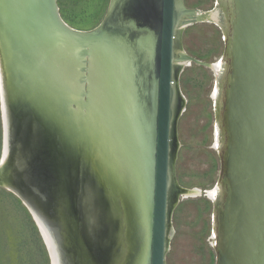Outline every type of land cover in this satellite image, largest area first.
<instances>
[{
    "label": "water",
    "instance_id": "95a60500",
    "mask_svg": "<svg viewBox=\"0 0 264 264\" xmlns=\"http://www.w3.org/2000/svg\"><path fill=\"white\" fill-rule=\"evenodd\" d=\"M236 2L234 14L224 0H216L214 7L207 10L218 12L221 25L213 19L204 20L220 26L224 36L225 32L228 34L220 58L225 65L216 80L226 99L225 111L221 101L217 109L225 151L222 150V168L215 185L221 182L224 186L223 196L219 191L214 201L219 219L216 264H264V0ZM198 10L188 7L184 0H110L97 26L80 29L65 21L58 0H0V100L4 124L0 186L22 198L40 231L37 217L47 227L56 242L61 264H91L94 258L74 233V225L79 226L80 221L69 214L71 207L64 213L68 214L65 222L80 257L71 262L66 256L63 246L67 243L60 238L53 219L54 213L64 218L60 210L56 211L57 198L50 206L41 205L38 191L30 185L24 161L18 155L24 143L17 145L14 135L33 128L34 123L16 119L14 107L29 104L39 112L56 143L69 152L76 183L82 178L90 183L89 188L82 186L76 198L87 208L86 216L91 222L95 214L98 216L96 207L100 209L97 198L105 203L102 210L115 223L113 232L117 239L111 264H167L171 199L177 185L173 145L179 114L175 103H180L181 92L176 66L177 71L183 67L176 63L184 60L186 64L196 62L213 69V63L189 54L180 43L181 31L200 21L195 17ZM186 14L193 18L179 24ZM177 48L182 50L177 52ZM104 57L109 73L103 72L102 84L91 86V82H97L90 77L91 63L102 76L99 70L103 69ZM118 73L122 75L124 90L132 89L128 120L123 111L126 105L122 106L118 97L116 101L113 94L118 91ZM65 82L78 84L79 91L74 90L76 100L69 101L70 86ZM79 107L88 109L86 123L82 121L81 126L76 115H72ZM115 135L124 147L127 139L131 140L125 157L131 178L124 164L126 175H118L112 144ZM181 188L187 196L200 189ZM203 192L200 189L196 196ZM140 205L147 237L134 218Z\"/></svg>",
    "mask_w": 264,
    "mask_h": 264
},
{
    "label": "rangeland",
    "instance_id": "374dc122",
    "mask_svg": "<svg viewBox=\"0 0 264 264\" xmlns=\"http://www.w3.org/2000/svg\"><path fill=\"white\" fill-rule=\"evenodd\" d=\"M184 1L188 7L202 10L211 9L216 2V0ZM109 3L110 0H58L65 21L80 29L97 26L104 18ZM179 39L184 50L209 63L216 62L225 51L224 33L220 26L212 21H199L187 26L181 31ZM216 80V73L211 67L196 62L185 64L178 71L181 97L173 145L177 185L171 199L167 264L217 262L213 238L215 204L214 200L205 194V191L215 187L222 168L221 152L214 144L218 122L213 97ZM13 111L16 119H24L25 122L31 120L35 124L33 128L27 127L26 131L21 132L20 139L16 140L17 145H21V141L24 143L20 151L18 149V155L24 161L30 185L38 191L43 206L52 205L57 198L58 211L63 206L60 193L63 182L60 181L58 171L64 169L63 166L59 167L56 164V160L65 162L69 159V152L64 146L56 143L51 128L43 123V117L29 104L14 107ZM3 141L4 124L0 100V159ZM40 162L47 165L50 171L48 177L40 176L43 174L40 172ZM72 179L73 196L69 214L76 215L80 221L79 226L74 225V233L90 249L87 250L91 252L89 254L96 264H111L113 260L111 254L115 255L117 244L113 232L115 223L106 211L102 210L105 203L97 198L100 211L96 207L99 213L98 221L92 225L86 216L87 208L82 207L81 201L76 198L82 186L89 188L90 183L84 182V178L81 182L77 181L78 183L74 177ZM181 187L188 189L198 187L204 192L197 196H187ZM34 189L30 188V191ZM42 195H45L46 199H42ZM67 215H63L65 225ZM0 264H51L50 253L32 212L22 198L2 186H0Z\"/></svg>",
    "mask_w": 264,
    "mask_h": 264
},
{
    "label": "bare ground",
    "instance_id": "6f19581e",
    "mask_svg": "<svg viewBox=\"0 0 264 264\" xmlns=\"http://www.w3.org/2000/svg\"><path fill=\"white\" fill-rule=\"evenodd\" d=\"M225 3L229 4L230 5V8H231V13L233 12V14L235 13V6H236V0H224ZM195 17L198 18V20L200 21H204V20H209V19H213L215 22L220 23V19H219V14L217 11H207V10H198L196 12V15ZM193 18L192 15L190 14H186V15H183L181 17V23L179 24H184V22L188 21L189 19ZM199 22V21H197ZM224 31H225V28H224ZM225 40H228V34L225 32V36H224ZM230 40V39H229ZM182 49H178L177 48V52L178 51H181ZM232 50V49H231ZM233 51V50H232ZM232 53V52H231ZM10 54V53H9ZM12 54H10V57L12 58ZM92 60V59H91ZM107 60L105 59V57L103 58L102 60V71L99 70V72H108L109 73V65L107 64ZM176 64H181V65H185L186 62L184 60H178ZM224 65H225V62L223 59H218L216 62H213V69H214V72L216 73V77H218V80H219V77L222 76V70L224 68ZM227 65V63H226ZM113 66V65H112ZM228 66H230V61H228ZM91 79L92 80H95L97 79V82H91V86L92 84L95 85V87H97L100 84H102V77H104V73L103 75L101 76V74L99 73L100 76H98V72L96 70V66H95V63L92 61L91 63ZM114 69H112L113 71ZM178 65L176 66V73L178 74ZM180 71V70H179ZM227 72H231V69H228ZM122 73V72H121ZM108 74L107 76L105 77V80L106 82H108ZM117 79V84H118V91H114L113 94H114V98L116 99L117 101V97H118V101L119 103L124 106L126 105V108L123 109V111L126 112V115L125 117L127 118V120L129 119V114L127 113V111H130V103L132 102V99H133V94H132V89H130L129 92H126L124 90L125 86L123 84V78H122V75L120 73H118V77H116ZM227 79V78H226ZM101 80V81H100ZM177 80H178V75H177ZM233 81V80H232ZM67 84H69L70 88L68 89V95L67 97L69 98V101L70 100H76V96L74 95V90H78L79 91V87H78V84L77 86L75 85L74 82H65ZM115 83V82H113ZM233 83V82H232ZM45 84V88H46V83ZM115 85V84H114ZM121 86V87H120ZM226 83L224 84V89H226ZM38 90V89H37ZM41 90H44V88ZM96 90V88H95ZM46 94V93H45ZM1 95H2V100H3V106H4V82L1 83ZM45 96V95H44ZM100 97V96H99ZM213 97L215 99V104H216V107L218 109L219 107V102L221 101L222 102V105L224 106V111H225V108H226V99H225V96H224V91L219 90V84L216 83V86H215V89L213 91ZM66 98V97H65ZM101 98V97H100ZM44 99V98H43ZM46 100V99H44ZM68 100V99H67ZM61 102V101H60ZM221 104V103H220ZM4 108V119H5V125H6V110H5V106L3 107ZM223 108V107H222ZM87 110L88 109H84L82 110L81 107H79L77 110H76V113L75 114H72V115H76V119H77V124L81 126V122H85L86 119V114L87 113ZM175 110L176 112L179 111V104H177V102L175 103ZM108 119V122H110V119ZM79 120V121H78ZM86 123V122H85ZM216 131H215V147H218L219 148V151L221 152V154H223L222 150H224V144H225V139L222 138V135L220 133V125L218 122H216ZM103 126V129H105V125L102 123ZM7 126V125H6ZM79 126V127H80ZM81 128V127H80ZM7 129V128H6ZM129 129L131 131V126L129 125ZM81 130V129H80ZM131 134V132H130ZM132 135V134H131ZM106 136L108 137V132L106 130ZM134 136L132 135L131 138H133ZM107 140V139H106ZM110 140V139H109ZM108 141V140H107ZM112 144H113V147L116 149L115 150V157L117 159V171H118V175H120V177H122V174L123 175H126V171H123L124 167H123V164L124 166L126 165V168L128 170V173L130 175V178L132 176L131 174V169H130V166L127 167V165H129V162H125V157L126 155L129 153L128 152V147L131 146V140L130 139H127L126 141V146L124 147V145L122 144L121 146V141L120 139L118 140V136H114L113 140H112ZM224 148V149H223ZM104 150V147L101 149L100 148V156L102 157L103 159V156H102V152ZM225 151V150H224ZM5 156L7 155V130L5 132ZM4 158V157H3ZM123 162V163H122ZM132 163H130L131 165ZM139 173H141V170L139 169ZM128 176V175H127ZM137 181V179H136ZM137 182H136V186H137ZM223 188L224 186L221 184H218V186H215L214 188H211V189H208L207 190V195L212 198L214 201H216V199L218 198V195H219V191L221 193V195L223 196ZM191 189V188H190ZM139 190H141V183L139 184ZM188 194H192V195H196V194H200V189H197L196 191H190ZM183 196V195H182ZM140 197V196H139ZM223 198V197H222ZM138 199V195H135V200L137 201ZM98 210V209H97ZM100 211V209H99ZM99 214V213H98ZM97 214H95V217H94V220L91 222L92 225L94 224V222L98 221V216L96 217ZM134 218L136 220V225L139 229L142 230V232L144 233L145 231V236L147 235V231L145 230L144 228V221H145V217L143 219V214L141 213V205L137 207V214L134 215ZM37 220H38V223L41 227V231L43 233V236H44V239L45 241L47 242L49 248H50V251H51V255H52V261H53V264H61L60 263V256H59V251L57 249V246H56V242L53 238V236L51 235V233L49 232V230L47 229V227L40 221V219L37 217ZM224 220V219H223ZM226 223V221H225ZM218 224H219V219L217 218V212L215 213V216H214V229H213V232H214V245L216 246V248L218 247V239H217V231H218ZM110 237V236H108ZM147 237V236H146ZM108 239V238H107ZM111 239V238H110ZM145 241V237L143 239ZM144 244V243H143ZM145 251H146V247H145ZM145 251H144V256H145ZM143 256V257H144ZM142 262V261H141Z\"/></svg>",
    "mask_w": 264,
    "mask_h": 264
},
{
    "label": "flooded vegetation",
    "instance_id": "af4514ba",
    "mask_svg": "<svg viewBox=\"0 0 264 264\" xmlns=\"http://www.w3.org/2000/svg\"><path fill=\"white\" fill-rule=\"evenodd\" d=\"M16 122H17V120H16ZM20 135H21V133H20ZM20 135L18 133H16L14 135L15 138H16L15 140L20 139ZM56 164L59 167L63 166V169H64L62 171H61V169H60V171H58L60 173V175H59L60 176V181L63 182V184H61L62 187H60V193H61V196L63 198L62 199L63 206L60 207L61 208L60 212H61V214L62 213L64 214V213L67 212L68 208L70 207V201H71V198L73 196V184H72V180L73 179H72L71 160H70V158L67 159L65 162L56 160ZM39 168H40V172L43 173V174H40V176L41 177H44V176L48 177V174H50L49 173L50 171L47 168V165L44 164V162H40L39 163ZM50 170L52 172V169H50ZM58 217H59V215H57V217L54 216L53 219H54V222H55V226L58 229V233H59L60 238L65 243H67L66 246H63V250L67 253L66 256L68 257L69 261H71V262L76 261L77 262L79 257H80L79 256V250H78V248H76V244L77 243H75V240L73 242L74 238L72 239L69 236V229L63 223L62 217L61 216H60V218H58ZM84 246H85V244H84ZM91 264H96V263L93 261Z\"/></svg>",
    "mask_w": 264,
    "mask_h": 264
}]
</instances>
